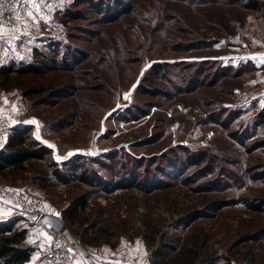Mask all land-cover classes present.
I'll return each instance as SVG.
<instances>
[{"label": "rangeland", "instance_id": "obj_1", "mask_svg": "<svg viewBox=\"0 0 264 264\" xmlns=\"http://www.w3.org/2000/svg\"><path fill=\"white\" fill-rule=\"evenodd\" d=\"M3 24L0 69L36 72L0 87V123L34 155L1 186L38 199L95 264H156L160 246L165 264L188 251L264 264V14L231 0H33ZM12 213L0 201V218ZM12 224L40 264L49 237L24 219L0 230Z\"/></svg>", "mask_w": 264, "mask_h": 264}, {"label": "trees", "instance_id": "obj_2", "mask_svg": "<svg viewBox=\"0 0 264 264\" xmlns=\"http://www.w3.org/2000/svg\"><path fill=\"white\" fill-rule=\"evenodd\" d=\"M231 1L238 4L241 9L245 11L264 14V0ZM165 65V63L153 64L151 71L158 73L162 71ZM34 72H36V70L31 66L22 69H13L11 67L0 69V87H3L4 89L10 88V76L13 73L18 75H27ZM23 89L24 94L28 96L38 90L33 87H23ZM7 135L8 136L5 138L4 148L0 151V177L25 171L24 163L34 157L32 153L33 151L29 149L32 143L27 141L25 137L22 136V133L15 129L9 131ZM41 179L45 180V177L42 176ZM81 210H85V203L79 206V210L76 206L69 208L65 211L64 218H66L69 222L74 223ZM100 222L104 221L101 220ZM97 226V222L91 225L92 228ZM4 232L7 234H3ZM27 233V228L14 227V224L0 230V264H26L30 261L34 247L26 245ZM152 254L156 264H165L169 252L164 250L163 246H160L157 247ZM184 257L187 264H215V260L213 258H202L194 251H188Z\"/></svg>", "mask_w": 264, "mask_h": 264}, {"label": "built area", "instance_id": "obj_3", "mask_svg": "<svg viewBox=\"0 0 264 264\" xmlns=\"http://www.w3.org/2000/svg\"><path fill=\"white\" fill-rule=\"evenodd\" d=\"M22 2L19 0H0V20L3 23L18 10ZM13 128L12 124L0 123V151L4 148L5 138ZM0 201L12 206V215H22L24 213H45L41 208V203L36 198H28L18 190L9 189L0 185ZM38 234L41 240L43 235L49 237L40 264H74L80 254L71 246L69 240L50 225L37 224L34 220L26 219Z\"/></svg>", "mask_w": 264, "mask_h": 264}, {"label": "water", "instance_id": "obj_4", "mask_svg": "<svg viewBox=\"0 0 264 264\" xmlns=\"http://www.w3.org/2000/svg\"><path fill=\"white\" fill-rule=\"evenodd\" d=\"M93 152H98L95 147H93ZM32 219L34 220L37 224L45 223L50 225V227H53L55 230L58 232H61L70 242L71 246L76 249L87 261L88 264H95L94 260L90 256V254L83 248L81 247L78 243H76L69 235L68 231L65 228L64 223L62 220L55 214H46V213H33V214H28L24 213L22 215H11L8 218H0V223H6L9 222L13 219Z\"/></svg>", "mask_w": 264, "mask_h": 264}, {"label": "snow or ice", "instance_id": "obj_5", "mask_svg": "<svg viewBox=\"0 0 264 264\" xmlns=\"http://www.w3.org/2000/svg\"><path fill=\"white\" fill-rule=\"evenodd\" d=\"M19 2H22V3H25V4H30V3H32L33 2V0H19ZM0 15H3V13L2 12H0ZM28 15L29 16H32V15H34L31 11H29V13H28ZM16 16L19 18V14L18 13H16ZM3 27H4V24H3V21L2 20H0V29H3ZM12 31H18L19 29H11ZM0 38H2V37H0ZM15 39H18L19 37H14Z\"/></svg>", "mask_w": 264, "mask_h": 264}, {"label": "crops", "instance_id": "obj_6", "mask_svg": "<svg viewBox=\"0 0 264 264\" xmlns=\"http://www.w3.org/2000/svg\"><path fill=\"white\" fill-rule=\"evenodd\" d=\"M10 17H13L12 15Z\"/></svg>", "mask_w": 264, "mask_h": 264}]
</instances>
